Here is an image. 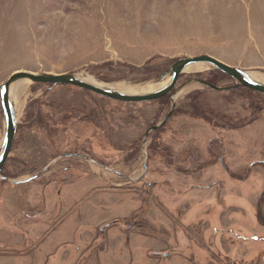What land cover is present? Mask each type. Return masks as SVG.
I'll list each match as a JSON object with an SVG mask.
<instances>
[{"label": "rangeland", "instance_id": "1", "mask_svg": "<svg viewBox=\"0 0 264 264\" xmlns=\"http://www.w3.org/2000/svg\"><path fill=\"white\" fill-rule=\"evenodd\" d=\"M199 56L264 76V0H0V86L29 72L79 73L139 88L160 84L178 60ZM203 82L237 84L207 65L147 103L17 84L10 179L50 163L52 175L69 164L81 175L73 185L76 212L43 231L36 246L17 245L22 226L3 222L15 215H3L0 200V264H75L77 254L79 264H262L264 95L215 91ZM3 137L0 104V146ZM71 153L85 160L69 159ZM147 173L153 185L142 188ZM2 177L1 193L12 186ZM33 186L6 187L11 210L19 206L14 196L26 197ZM139 189L148 197L132 191ZM25 197L21 203L29 206ZM182 202V212L195 209L192 219L177 214ZM116 220L137 221L140 235L125 234L118 223L104 232L106 242L97 241L99 226ZM25 227L29 236L34 227Z\"/></svg>", "mask_w": 264, "mask_h": 264}, {"label": "water", "instance_id": "2", "mask_svg": "<svg viewBox=\"0 0 264 264\" xmlns=\"http://www.w3.org/2000/svg\"><path fill=\"white\" fill-rule=\"evenodd\" d=\"M197 64L211 66L213 69L222 72L237 82L235 86L226 88L216 87L208 82H203L204 85L215 91H230L234 88H247L264 95L263 82L252 78L249 72L229 66L210 56H199L195 58H183L178 60L172 66L169 73V81L164 87L154 92L143 94H127L114 89L112 85L105 84L101 81H97L89 76L79 73H14L7 82L0 86V104L4 115V137L0 146V177L11 156L13 144L18 130V112L14 94L16 85L19 82L26 81L30 84H43L54 87L70 86L80 88L121 103H147L158 101L168 96L176 88L181 76L186 73V69ZM170 116L171 114H169L165 122H167ZM154 129H158V127H155Z\"/></svg>", "mask_w": 264, "mask_h": 264}, {"label": "flooded vegetation", "instance_id": "3", "mask_svg": "<svg viewBox=\"0 0 264 264\" xmlns=\"http://www.w3.org/2000/svg\"><path fill=\"white\" fill-rule=\"evenodd\" d=\"M169 120V119H168ZM167 120V121H168ZM19 130V129H18ZM18 130H17V134H18ZM16 134V138H15V141H14V144H13V147L15 146V144H16V141H17V137H18V135ZM12 150H13V148H12ZM69 159L70 158H76L77 160H81V161H83V160H85V158L83 157V156H79V154H75V153H71V154H67L66 155ZM11 157V156H10ZM10 159V158H9ZM8 163H9V160H8V162H7V164H6V166L4 167V169H3V176H4V178H11V175L9 174V172H8V169H7V165H8ZM52 163H50L49 165H46V166H44L43 168H41L39 171H36L35 173H34V175H32V176H30L28 179H30V180H38V179H40V178H43V177H46V178H48L46 181H47V183L42 187V193H44V191L46 190V188H48L50 185H52V184H55V183H57V182H59V184H63V185H65V184H67L68 183V181L73 177H80V173H78L77 171H79L80 169H79V167H77V165H73V164H69V165H67L65 168H63V171H62V173H60L59 175H52L51 173L53 172V170L51 169V168H49L50 167V165H51ZM75 172H77L78 174H73V173H75ZM66 173H68V175L67 176H63L64 174H66ZM70 173V174H69ZM117 173V172H116ZM149 174L150 173H147V174H144L143 175V177H141V179H140V181H139V184H142V188L144 187H146V186H151L152 187V185H153V183H149V184H147V181H146V179L149 177ZM96 174L94 173V176H92V179H95L96 178ZM123 177H125V178H127L128 180H130V178H128V177H126V176H124V175H122ZM161 176H164V175H160V177L159 178H161ZM99 179V178H98ZM29 180V181H30ZM101 180V179H100ZM3 182H5V180H3ZM130 186H132V185H130ZM4 187V186H3ZM65 187V186H64ZM13 189H18V188H20L19 187V185H16V186H13L12 187ZM129 188H132V187H129ZM4 190V189H3ZM62 190V189H61ZM129 190V189H128ZM18 191V190H17ZM36 190H34V188L33 189H31L30 191H28V195L25 197V195L24 194H22V193H19L18 195H16V196H14L15 198H17L18 200H19V204H20V206H17V207H15L13 210H11L10 208L11 207H9L8 205H7V201H6V197H3L4 198V200H3V198H2V193L0 192V200L1 201H3V204H2V206H1V209H2V211L4 212L3 213V215H5L6 213H11V214H13V215H15V217H18L19 218V220L18 219H16L15 217L13 218V219H11V218H9V220L10 221H17V223H19L22 227V232H18V233H21V234H16L15 235V240H17L16 238H18V240L17 241H19V243H21L22 245L23 244H25L26 242H28V234H25V233H23L24 231H26V229H27V227H25V225L26 224H28V226H29V228L30 227H32V226H34L35 225V221H36V217H34L33 215H32V212H33V210L34 209H36V206H34V200L33 199H35L36 198V196H35V194H36V192H35ZM40 191V192H41ZM133 192H137V193H141V194H144V195H146L147 197H148V191L147 190H132ZM55 192V191H54ZM61 193V191H60V189L59 190H57L56 192H55V195H54V200L52 201V204H48L47 203V199H45V200H43L42 201V208L40 209L41 211H45V213L46 214H44L43 215V218L42 219H40V220H43V221H45L46 223H47V221H48V219H49V217H51V215L55 212V213H57V212H59V211H62V209L64 210V209H66V210H70V208H73L72 206L74 205V204H76V202H75V195H76V193H74L73 191H71V190H68L67 191V193H66V196L64 197V198H59V195L58 194H60ZM23 195V196H22ZM27 198L28 199V204H29V206L28 205H22V203H21V199L22 198ZM35 197V198H34ZM66 202H65V201ZM65 205H66V207H65ZM78 209V208H77ZM73 210V209H72ZM14 211V212H13ZM54 213V214H55ZM55 215H57V214H55ZM54 216V215H53ZM20 219H22L23 221H21ZM20 221H21V223H20ZM44 222V223H45ZM123 222V221H122ZM121 222V220H116V221H114V222H110V223H106V224H103L102 226H100V228H99V230H98V233H99V235H98V239H97V241H102V242H106V239H105V237H104V232H106L112 225H114V224H118V223H120V224H123V226H124V228L125 229H127V230H130V229H133V228H136V227H138L139 228V226H141V224L140 223H138L137 221H134V222H128V223H122ZM16 223V224H17ZM28 233V232H27ZM101 233V234H100ZM16 241V242H17ZM96 241V242H97ZM21 245V246H22ZM104 245H106V243H104ZM88 247H92L91 246V244L88 246ZM153 254H155V255H157V254H159L158 252H154ZM92 255V254H91ZM165 255V254H164ZM170 254H168V256H169ZM83 257H84V254H83Z\"/></svg>", "mask_w": 264, "mask_h": 264}, {"label": "crops", "instance_id": "4", "mask_svg": "<svg viewBox=\"0 0 264 264\" xmlns=\"http://www.w3.org/2000/svg\"><path fill=\"white\" fill-rule=\"evenodd\" d=\"M16 138V137H15ZM30 177V176H29ZM29 177H27V178H22V179H10V178H4V177H2V179L3 180H5V182L7 183V182H10V184H12V186H16V185H19V187L20 188H22L21 186L22 185H24V184H32V188H30V189H33L34 188V190H36L35 192H36V194H35V196H36V198L35 199H33L34 200V206H36V209H34L33 210V212H32V215L34 216V217H36L37 219H36V221H35V225L33 226L34 228L33 229H31V231H32V233L28 236V242H30V243H34V246H36V245H38L39 243H37L42 237H44V235H46L47 233L46 232H43V231H46V230H48V227H52L53 226V224L54 223H56V221H58V220H60V221H65V218H67V215L68 214H72L73 212L75 213L76 211H74V210H66V209H62V211H59V212H57V213H55V214H57V215H55L54 213L51 215V217L54 215L55 216V219H57V220H55L53 223H51L50 224V221H48L47 223L45 222V221H43V220H40V219H42L43 218V215L44 214H46L45 213V211H41L40 209L42 208V201L43 200H45V199H47V203L50 205V204H52V201L54 200V195H55V192H56V190L58 189H60V191H61V193L60 194H58L59 195V198H64L62 195H63V191H64V189H66V193H67V191L68 190H71V191H73L74 193H76V191H77V189H74V187H73V185H74V183L76 182V181H78V179L80 178H78V177H72L71 179H73L72 181H68V183L67 184H65V185H60V187L59 188H54V184H52V185H50L48 188H46V190L44 191V193H42V187L47 183V181H46V177H43V178H40V179H38V180H30V179H28ZM30 180V181H29ZM12 186H9V185H6L5 187H4V192L2 193V198L3 197H6V199L8 198V196H5V193H7L6 192V190H7V188L6 187H12ZM65 186V187H64ZM26 188V187H25ZM62 189V190H61ZM41 191V192H40ZM55 191V192H54ZM77 196L75 195V198H76ZM3 200H4V198H3ZM184 201H187V200H184ZM184 203H187V202H182V204H180V208H178V212H177V214L180 216V215H184L185 216V218L187 219H192L191 217H192V215L193 214H195L194 213V211H195V209L194 208H192V209H186L185 210V212H182L180 209H181V205H183ZM8 205V204H7ZM19 206H20V204H19ZM51 206V205H50ZM9 207H12V206H9ZM21 207V206H20ZM65 207H66V205H65ZM14 212V211H13ZM11 214V213H10ZM141 214V213H140ZM144 214V213H143ZM66 215V216H65ZM133 214H131L129 217H131ZM64 216V218L62 219L61 217H63ZM223 218V217H222ZM217 220H218V223L220 222V221H222V220H220V219H218L217 218ZM10 220L9 219H7V221H5V219L3 220V222H9ZM213 221H216V220H214V219H212V222ZM45 222V223H44ZM103 225V224H102ZM101 225V226H102ZM121 225V228H122V230H123V232H125V234H128V235H130V234H135V235H140V233L141 232H137V231H135L134 230V228L133 229H130V230H127V229H125L124 228V226H123V224H120ZM221 227H222V225H220ZM99 228H100V226H99ZM98 228V229H99ZM225 229V228H224ZM219 230H222V229H219V228H217V231H219ZM229 231V230H228ZM138 233V234H137ZM97 238H98V235H97ZM30 243H29V245H30ZM35 243H37L36 245H35ZM88 243V245H90V243L89 242H87ZM17 245H22L21 243H17ZM23 245H25V244H23ZM88 245L86 246V247H88ZM81 250V248L79 249L78 248V251L81 253V255H82V251H80ZM105 248L101 251V255H103L104 254V252H105ZM69 259H71V257L69 256ZM79 261H80V256H79V254H77V258H75V260H74V262H75V264H79ZM67 262H68V260H67ZM40 263V262H39ZM74 264V263H73Z\"/></svg>", "mask_w": 264, "mask_h": 264}, {"label": "bare ground", "instance_id": "5", "mask_svg": "<svg viewBox=\"0 0 264 264\" xmlns=\"http://www.w3.org/2000/svg\"><path fill=\"white\" fill-rule=\"evenodd\" d=\"M205 66L206 65H203V64L193 65V66L188 67L185 72H200V71L204 70ZM250 76L252 78H254L255 80H258V81L264 83V76H260V75H257V74H250ZM168 81H169V77L166 78L160 84H157V83L156 84H150V85H146L144 87H139V88H128V87L121 86V85L112 86V87L114 89L118 90V91H121V92H124V93H127V94H143V93L154 92V91L164 87ZM20 83H22V82H19L18 84H20ZM18 86L19 85H16V89H18ZM16 89H15V94H16ZM17 112H18V108H17Z\"/></svg>", "mask_w": 264, "mask_h": 264}, {"label": "built area", "instance_id": "6", "mask_svg": "<svg viewBox=\"0 0 264 264\" xmlns=\"http://www.w3.org/2000/svg\"><path fill=\"white\" fill-rule=\"evenodd\" d=\"M262 264H264V260H263Z\"/></svg>", "mask_w": 264, "mask_h": 264}]
</instances>
